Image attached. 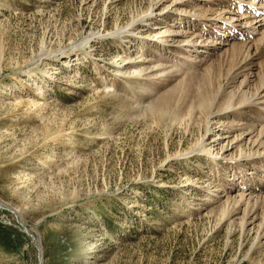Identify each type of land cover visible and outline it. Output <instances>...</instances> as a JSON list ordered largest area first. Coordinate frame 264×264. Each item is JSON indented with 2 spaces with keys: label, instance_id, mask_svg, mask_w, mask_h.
I'll list each match as a JSON object with an SVG mask.
<instances>
[{
  "label": "rangeland",
  "instance_id": "obj_1",
  "mask_svg": "<svg viewBox=\"0 0 264 264\" xmlns=\"http://www.w3.org/2000/svg\"><path fill=\"white\" fill-rule=\"evenodd\" d=\"M252 2L0 0V264H264Z\"/></svg>",
  "mask_w": 264,
  "mask_h": 264
},
{
  "label": "bare ground",
  "instance_id": "obj_2",
  "mask_svg": "<svg viewBox=\"0 0 264 264\" xmlns=\"http://www.w3.org/2000/svg\"><path fill=\"white\" fill-rule=\"evenodd\" d=\"M253 4L255 3L256 5L257 4H260L259 5V7L261 6V7H263V5H264V0H258V2H252ZM253 7V6H252ZM255 7V6H254ZM254 9V8H253ZM234 16H236V15H234ZM238 17V16H237ZM244 19V18H243ZM232 20V19H231ZM236 20H239V19H236ZM257 25L256 26H252V29L255 31H259L261 28H262V26H264V14H262V15H260L258 18H257ZM246 24H248V21L246 22ZM245 24V25H246ZM250 25V24H249ZM218 138V137H217Z\"/></svg>",
  "mask_w": 264,
  "mask_h": 264
}]
</instances>
